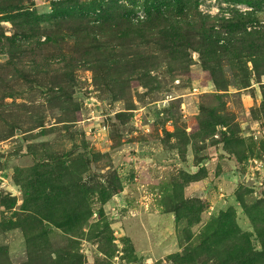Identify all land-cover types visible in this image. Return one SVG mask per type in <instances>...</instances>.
I'll return each mask as SVG.
<instances>
[{
	"label": "rangeland",
	"instance_id": "1",
	"mask_svg": "<svg viewBox=\"0 0 264 264\" xmlns=\"http://www.w3.org/2000/svg\"><path fill=\"white\" fill-rule=\"evenodd\" d=\"M0 264H264V0H0Z\"/></svg>",
	"mask_w": 264,
	"mask_h": 264
},
{
	"label": "trees",
	"instance_id": "2",
	"mask_svg": "<svg viewBox=\"0 0 264 264\" xmlns=\"http://www.w3.org/2000/svg\"><path fill=\"white\" fill-rule=\"evenodd\" d=\"M236 1H241V0H236Z\"/></svg>",
	"mask_w": 264,
	"mask_h": 264
}]
</instances>
